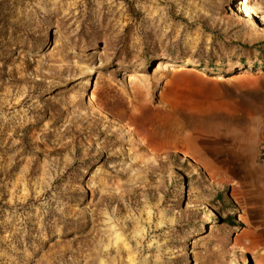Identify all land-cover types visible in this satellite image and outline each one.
<instances>
[{
    "label": "rangeland",
    "instance_id": "1",
    "mask_svg": "<svg viewBox=\"0 0 264 264\" xmlns=\"http://www.w3.org/2000/svg\"><path fill=\"white\" fill-rule=\"evenodd\" d=\"M263 147L264 0H0V264H264Z\"/></svg>",
    "mask_w": 264,
    "mask_h": 264
},
{
    "label": "bare ground",
    "instance_id": "2",
    "mask_svg": "<svg viewBox=\"0 0 264 264\" xmlns=\"http://www.w3.org/2000/svg\"><path fill=\"white\" fill-rule=\"evenodd\" d=\"M243 10L244 11L242 13L244 15V18L250 19L252 17L250 8L248 6H244ZM167 65L169 64L167 63L161 64L160 66H162L163 68H166ZM152 114L153 113H151L150 109H146L144 110V112H142V116L140 117L141 119H131L130 120V126L133 128L132 135H134L136 139H140L141 142L147 143L148 147L153 152H157L160 148L161 149L159 151L163 149H167V146H166L167 142H165V140H168V144H171L173 146L172 147L173 151L178 152L179 154H182L186 159H190L193 161L198 160L197 159V154H199L198 145L196 144L194 140H191L187 137V134L185 133V130H186L185 125L180 122H175V126L173 128L174 130L173 129L167 130L166 128H159L158 130L154 129L156 130L154 132L147 131L145 124L146 122H149L151 120ZM190 127L193 128V134L194 132L199 133L198 126H195V127L190 126ZM190 127L189 129H191Z\"/></svg>",
    "mask_w": 264,
    "mask_h": 264
},
{
    "label": "crops",
    "instance_id": "3",
    "mask_svg": "<svg viewBox=\"0 0 264 264\" xmlns=\"http://www.w3.org/2000/svg\"><path fill=\"white\" fill-rule=\"evenodd\" d=\"M259 186V185H258ZM258 186L253 184L248 185H241L237 189V195L249 198V202L242 204V208L244 210L243 220L247 221L248 223H255L253 224V228H249V238L251 239L250 242H247L251 247H264V211H261L260 203L258 202L262 198H264V193L259 191L256 192H248V190H259ZM242 190H246L247 192L244 193ZM264 263V255L262 256V260Z\"/></svg>",
    "mask_w": 264,
    "mask_h": 264
},
{
    "label": "built area",
    "instance_id": "4",
    "mask_svg": "<svg viewBox=\"0 0 264 264\" xmlns=\"http://www.w3.org/2000/svg\"><path fill=\"white\" fill-rule=\"evenodd\" d=\"M260 161H261L262 165L264 166V147L262 148V151L260 153Z\"/></svg>",
    "mask_w": 264,
    "mask_h": 264
},
{
    "label": "trees",
    "instance_id": "5",
    "mask_svg": "<svg viewBox=\"0 0 264 264\" xmlns=\"http://www.w3.org/2000/svg\"><path fill=\"white\" fill-rule=\"evenodd\" d=\"M202 67H204V66H202Z\"/></svg>",
    "mask_w": 264,
    "mask_h": 264
}]
</instances>
